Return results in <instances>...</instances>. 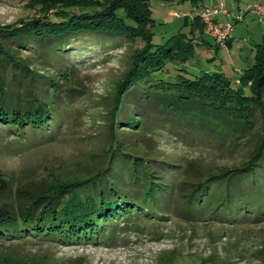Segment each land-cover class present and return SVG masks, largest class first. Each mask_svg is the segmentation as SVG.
<instances>
[{
    "label": "rangeland",
    "instance_id": "374dc122",
    "mask_svg": "<svg viewBox=\"0 0 264 264\" xmlns=\"http://www.w3.org/2000/svg\"><path fill=\"white\" fill-rule=\"evenodd\" d=\"M258 1L264 2H199L202 9L223 3L229 11V6L235 5L229 11L233 21L247 5ZM149 9L154 21L150 29L153 43H162L177 32L186 34L193 48L187 64L195 70L214 55L211 35L190 32L195 8L189 0H151ZM31 13L26 0H0V25ZM263 30L250 12L232 25L230 33H236L233 57L219 54L229 57L223 62L226 74L235 75L228 67L233 61L238 65L250 57L253 62L249 39L260 40ZM201 37L208 39L210 45L202 44ZM111 43L102 37H71L61 45H51L44 64L37 63L31 53L21 54L33 70L53 82L45 99L52 127L31 131L22 128L17 132L19 137L0 127V173L13 189L36 191L58 186L86 171L100 173L112 155L132 154L142 156L156 175L175 174V183L166 184L167 187L156 182L146 187L131 184L128 192L123 188V203L148 205L145 203L144 216L128 214L114 220L113 228L105 231L107 235L113 231L111 240L72 244L34 238L0 240V264H264V153L254 174L241 180H226L206 195H200L195 188L189 190V183L200 177L240 164L248 155L251 142L248 145L245 138L233 140L219 149L188 146L160 123L154 127L151 122L150 127L142 129L113 125L116 85L142 41L136 39L119 46ZM71 65H76L77 70L72 72ZM127 160L131 161L128 157ZM183 183L189 195L194 194L201 203L190 208L178 204L177 199L187 192L179 191ZM132 189H140L137 199ZM105 195L107 199L114 196ZM165 195L170 198L168 204L161 200Z\"/></svg>",
    "mask_w": 264,
    "mask_h": 264
},
{
    "label": "trees",
    "instance_id": "16d2710c",
    "mask_svg": "<svg viewBox=\"0 0 264 264\" xmlns=\"http://www.w3.org/2000/svg\"><path fill=\"white\" fill-rule=\"evenodd\" d=\"M150 1L26 0L30 15L0 25V127L15 137H19L17 132L22 128L31 131L52 127L45 99L53 82L33 70L21 54L31 53L37 63L44 64L50 46L61 45L71 37H102L112 41L113 46L140 39L142 45L131 54L116 85L113 125L142 129L150 127L151 122L154 127L160 123L188 146L219 149L233 140L245 138L244 142H251L248 155L237 166L225 167L189 183V190L195 188L200 195H206L226 180H241L254 174L255 167L262 162L264 30L261 40L254 44L253 62L237 78L207 66L195 70L187 64L193 48L186 34L177 32L162 43L152 42ZM199 1L189 0L196 10L202 9ZM247 7L243 15L248 12ZM233 19V24L238 21ZM190 25L192 34L206 33L198 12L193 14ZM70 68L72 72L77 70L76 65ZM121 113L124 116H119ZM93 173L86 171L58 186L36 191L13 189L0 173V240L34 238L62 244L111 240L113 231L108 235L105 231L113 228L112 222L121 215L144 216L147 204L123 203V188L128 192L131 184L146 187L155 182L167 187L176 179H172L175 174L156 175L142 156L132 154L112 155L102 172ZM184 185L179 191L187 192L177 199L178 204L190 208L201 203L194 194L189 195ZM135 190L132 189V195L137 199L141 191ZM105 194L115 197L107 199ZM161 200L170 202L167 195Z\"/></svg>",
    "mask_w": 264,
    "mask_h": 264
},
{
    "label": "built area",
    "instance_id": "2783aa9c",
    "mask_svg": "<svg viewBox=\"0 0 264 264\" xmlns=\"http://www.w3.org/2000/svg\"><path fill=\"white\" fill-rule=\"evenodd\" d=\"M248 12L252 13L261 23L264 28V3L254 2L247 7ZM198 12L205 26V32L211 35L215 41L222 45L226 38L229 36L233 21H219L216 20V16L223 13L229 14L224 5L221 3L215 8L208 9H195ZM245 12V11H244ZM243 15V11L240 12L239 16L236 17L237 20ZM234 20V19H233Z\"/></svg>",
    "mask_w": 264,
    "mask_h": 264
},
{
    "label": "crops",
    "instance_id": "0c3cea01",
    "mask_svg": "<svg viewBox=\"0 0 264 264\" xmlns=\"http://www.w3.org/2000/svg\"><path fill=\"white\" fill-rule=\"evenodd\" d=\"M199 3H200V5H202L201 4L202 2H199ZM234 6L235 5L231 4V6H229V8H228L229 11H231L232 8H235ZM231 17H232V14L230 12H229V14L221 13V14L216 16V20L229 21V20H231ZM232 33L229 34L228 39H226V41L222 45L217 44L213 38L211 39V41L214 42V55L212 57L205 59L206 62H205L204 66H207V67L214 69V70H217V71H221L225 74L227 73L226 72L227 68H226V66H224L223 62H225V59H226L225 57L229 58L228 57L229 55H230V57H233V51L235 50L234 46H235V41H236V38H235L236 33H235V31H233ZM205 35H206V33H205ZM261 37H262V34H261ZM260 40H261V38H260ZM260 40H258V41H260ZM258 41L254 40V39H249V42L251 44V48L253 50H254V44ZM200 42H202V44H206L208 46L210 45V41L208 39H203ZM220 53H222V55L225 54L228 56H219ZM217 58H219V59H217ZM217 60H218V63H217ZM211 63H216L217 65L211 64ZM237 63L239 66L236 65L234 61L231 64H229V66L226 64L229 67V69L232 70V73L235 74L234 75L235 78H237L236 75H238V73L241 74L243 72L244 68H246L248 65L251 64V60H250V57H248L246 61L237 62ZM227 75H230V74H227ZM230 76H232V75H230Z\"/></svg>",
    "mask_w": 264,
    "mask_h": 264
}]
</instances>
